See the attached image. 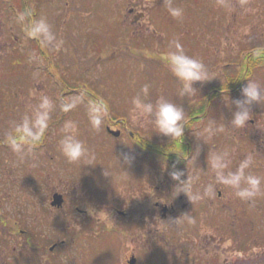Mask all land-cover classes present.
Returning a JSON list of instances; mask_svg holds the SVG:
<instances>
[{
    "label": "rangeland",
    "instance_id": "obj_1",
    "mask_svg": "<svg viewBox=\"0 0 264 264\" xmlns=\"http://www.w3.org/2000/svg\"><path fill=\"white\" fill-rule=\"evenodd\" d=\"M9 1L5 13L0 11V142L12 139L11 128L21 124L28 126L30 131L27 135L18 134V138L23 136V141L29 135L44 138L41 148L35 144L27 149L24 142L17 144L21 147L20 155H26L24 159L27 161L29 157L32 162L24 166L28 175L36 161L41 162L45 186L65 188L68 185L64 179L71 171V164L60 151V141L71 131L84 143L89 156L111 163L106 165L111 174L102 176L106 180L114 179L116 172L114 175L109 168H115L121 157L142 155L139 149L132 146L130 149L125 141L110 137L99 125L92 124L89 113L96 104L111 109L110 116L114 118L125 117L132 129L154 136L156 144L159 143L156 147H167L164 144L167 137L159 134L151 118L140 115L132 101L139 96L145 103L155 104L163 97L177 106L182 104L180 90L183 85L169 62L174 52L197 59L209 74V80L193 84V93L213 88L222 91L233 83L236 91L242 92L250 76H253L251 81L264 85V70L258 71L253 66V59L257 57L251 52L252 48L264 44V9L257 1L246 8L238 7L236 1L229 12L235 13L231 23L236 19L234 27L238 31L224 32L220 28L218 34H225L219 37L197 31L200 27L198 16L202 17L205 10L194 0H167V33L159 36L136 32L128 11L130 5L123 0H114L115 4L119 3L117 9H113L112 0H35L40 7L35 26L38 30L40 27L38 34L25 29L27 22L22 20L23 12L11 8ZM14 1L23 3V0ZM214 2L224 4L222 0ZM170 6L180 9L181 15L173 17ZM118 11L124 13L120 19L116 18ZM34 38L43 43L37 46ZM249 59L250 66L246 64ZM227 64L229 66L224 67ZM242 78L246 80L239 82ZM145 85L149 86L147 94L142 92ZM46 100L49 104L43 106ZM108 116H103V123L108 124ZM16 151L0 144L1 158L9 152L11 156L17 155ZM210 164L208 161L203 165L207 168ZM159 166L156 163V168ZM256 173L255 176H259L262 169ZM17 177L20 174L16 172L11 175L12 184L18 181ZM260 179L264 189V179ZM116 185L113 195L122 197L124 188ZM192 210L189 207L182 211L176 224L168 217L167 221L160 220L151 226L150 234L156 238L154 252V248H149L148 239L142 238L147 235L145 228L140 227L141 239L135 243L132 240L136 238L123 242L120 233L112 235L106 245H101L107 252L104 257L96 256L95 249L87 246L86 253L85 249H76L69 254L64 252L67 254L64 258L72 264H124L130 253L136 251L139 264H201L202 256L207 258L208 255L199 251L197 254L198 244L190 242H195V221L200 214ZM234 221L238 233L230 235L212 227L204 232H214L222 239L214 256L221 257L222 264H264V209L253 206L246 216L238 212ZM243 234L249 235L242 239ZM245 240L250 249L242 248V251L239 248ZM189 251L188 257L184 252Z\"/></svg>",
    "mask_w": 264,
    "mask_h": 264
},
{
    "label": "flooded vegetation",
    "instance_id": "obj_2",
    "mask_svg": "<svg viewBox=\"0 0 264 264\" xmlns=\"http://www.w3.org/2000/svg\"><path fill=\"white\" fill-rule=\"evenodd\" d=\"M112 1L113 9H117L119 3ZM214 1H196L197 6L205 10L202 17L198 16L200 27H197V31L205 32L206 36L219 37L227 30L238 31L234 27L236 19L231 23L235 13L229 12L236 1L237 6L242 5L243 8L248 4L252 6V2L257 1L260 8L264 9V0H222L224 4ZM229 1L231 4H228ZM124 2L130 5L128 11L132 15L131 24L136 32L146 31L156 36L167 33V0H123ZM6 3L7 0H0V11L3 13ZM9 3L11 8L13 6L18 12H23L22 20L27 22L25 29L38 34L40 27L38 30L35 26L38 25L36 19L40 13L39 3L35 0H23V3H13L10 0ZM123 14L118 11L116 18L120 19ZM220 28L224 30L222 34H218ZM251 52L257 57V60L253 59V66L258 71L264 70V44L252 48ZM246 64L250 66L251 61L248 60ZM226 66L229 64L224 67ZM252 78L250 76L248 80ZM244 80L246 78L239 82ZM180 99V107L184 110L187 121L183 136L174 140L167 137L164 142L167 147H164L161 154H157L159 147L156 145L159 143L156 144L155 137L142 130L132 129L125 117L98 126L110 137L114 136L109 133L108 128L117 131L119 136L114 138L125 141L129 148L132 146L139 149L142 154L132 157L130 164H125L121 157L115 168H109L114 171V175L116 172V178L113 177L112 180L102 178L111 174L106 167L111 163L99 161L91 155L78 162H69L71 171L64 179L68 184L65 188L48 184L45 186L41 162L36 161L35 168L28 175L24 166L32 162L29 157L26 161V157H23L26 155H20L19 151H16L17 155L11 156L9 152L7 156L0 157V264H72L64 256L87 246L95 249L96 256L104 257L107 252L101 245H106L112 235L120 233V240L123 242L127 238H136L137 240H132L135 243L141 239L140 227L145 228L147 235L142 238L148 239L149 248H154V252L156 238L150 234L151 226L157 225L160 220L167 221L168 217L176 224L180 213L189 207L200 212L195 221V242H190L198 244L199 250L195 249L197 254L199 251L208 255L207 258L202 256L201 264H222V258L214 256L222 239L215 236L214 232H204L212 227L230 235L238 233L234 227V218L238 216V212L248 215L253 206L263 210L264 189L261 184L259 194L251 199L242 200L237 197L232 187L218 182L212 157L217 155L225 159L223 153H227L225 162H228V167L224 169L225 174L237 171L240 163L251 157L252 165L245 170V175L255 176L257 170L262 169L263 173L257 177L264 179V163H261L264 162V159L261 160L264 157V101L252 105V116L246 127L236 130L231 127V121L237 110L234 101L243 99L241 91H219V88H213L212 91L206 89L204 93L184 94ZM109 111L106 109L105 113ZM210 128L221 130L210 135ZM11 130L27 135L30 128L21 124ZM17 134L13 135L15 140H18ZM35 137L38 140L37 148H41L43 138ZM17 143L20 144L21 141ZM0 144L4 147L9 145L7 141ZM13 148L8 146L7 150ZM208 161L212 164L205 168L203 164ZM256 161L259 163H255ZM156 163L160 165L157 168ZM177 171L183 173L181 181L186 182L190 178L188 193L178 190L180 182L172 178V173ZM15 172L20 177L12 184L10 178ZM116 184L124 188L122 192L125 194L122 197L113 195ZM241 186L247 185L242 183ZM56 196H60L62 205L54 204ZM248 235L243 234L242 239ZM246 241L240 250L250 249ZM165 244L167 246V237ZM87 251L85 249L84 253ZM135 252H131L126 258L127 264H139ZM190 252L184 254L189 257Z\"/></svg>",
    "mask_w": 264,
    "mask_h": 264
},
{
    "label": "clouds",
    "instance_id": "obj_3",
    "mask_svg": "<svg viewBox=\"0 0 264 264\" xmlns=\"http://www.w3.org/2000/svg\"><path fill=\"white\" fill-rule=\"evenodd\" d=\"M169 12L173 17L181 15V10L174 7H169ZM169 62L174 70L177 78L182 82V89L180 94L191 95L195 92L193 84L195 82H204L209 80L208 72L205 66L192 57H189L180 52H174L169 57ZM148 85L142 89L144 94L148 93ZM243 99L234 101L237 110L233 114L231 127L233 129L245 128L248 121L251 119V107L253 104H260L264 101V85L256 81L248 80V83L242 89ZM135 108L139 111L141 116L151 118L159 134L174 140L183 136V130L187 123L185 119L184 110L175 103L161 97L155 104L149 102L145 103L139 96L132 101ZM49 101H45L43 106H47ZM106 108L102 104H96L95 109L90 112V120L94 126L100 125ZM221 129L210 128L209 134L214 135L216 131ZM15 150L20 151V145L15 141L12 142ZM60 151L69 162H78L89 158L88 150L84 143L77 139L74 131H71L60 141ZM225 159L214 155L212 157L213 167L217 169V180L219 183L230 186L235 190V195L242 200H247L255 197L260 192L261 180L253 175H245V170L252 165L251 157L246 158L240 163L239 168L235 172L224 173V169L228 167L227 153H223ZM132 157L125 155L123 161L125 164H130ZM183 176L181 172H173L172 178L180 182L179 191L189 192L191 180L188 177L187 181H181ZM246 184V187L241 185Z\"/></svg>",
    "mask_w": 264,
    "mask_h": 264
},
{
    "label": "trees",
    "instance_id": "obj_4",
    "mask_svg": "<svg viewBox=\"0 0 264 264\" xmlns=\"http://www.w3.org/2000/svg\"><path fill=\"white\" fill-rule=\"evenodd\" d=\"M22 11H23V9H22ZM27 21L30 23V19H28ZM34 42L36 43L37 46L41 45V43H42L41 40L40 41H34ZM233 84H231L230 86H226L222 90L232 91V89H235L234 87L236 86L235 84L234 85ZM14 123L17 124L16 121H14ZM20 139L23 140V136H21L19 138V140ZM25 141H26L27 144H36L38 140L35 137L29 136L28 138L25 139ZM159 148H160V150H159ZM159 148H157V153L161 154L162 151H164V147H159Z\"/></svg>",
    "mask_w": 264,
    "mask_h": 264
},
{
    "label": "water",
    "instance_id": "obj_5",
    "mask_svg": "<svg viewBox=\"0 0 264 264\" xmlns=\"http://www.w3.org/2000/svg\"><path fill=\"white\" fill-rule=\"evenodd\" d=\"M116 137L119 135L118 132H112ZM60 196H56V201L54 202V204H58L59 206L62 205V200L59 198ZM131 264H134L133 262Z\"/></svg>",
    "mask_w": 264,
    "mask_h": 264
}]
</instances>
